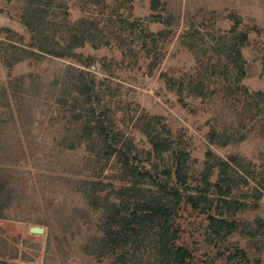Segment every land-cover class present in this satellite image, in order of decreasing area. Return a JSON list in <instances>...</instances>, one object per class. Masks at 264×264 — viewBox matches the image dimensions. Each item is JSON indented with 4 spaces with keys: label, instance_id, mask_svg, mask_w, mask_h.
Segmentation results:
<instances>
[{
    "label": "rangeland",
    "instance_id": "rangeland-1",
    "mask_svg": "<svg viewBox=\"0 0 264 264\" xmlns=\"http://www.w3.org/2000/svg\"><path fill=\"white\" fill-rule=\"evenodd\" d=\"M164 2L174 20L152 9ZM35 5L41 24L28 25ZM44 37L69 57L40 54ZM66 66L93 82V103ZM27 92H67L68 106L81 100L75 114L99 105L136 163L169 168L172 182L181 168L198 208L105 155L95 132L84 136L86 114L56 104L27 120ZM4 180L18 193L0 218V264H171V246L192 253L186 264H264V0H0ZM157 206L170 209L175 240L147 221L125 224Z\"/></svg>",
    "mask_w": 264,
    "mask_h": 264
},
{
    "label": "trees",
    "instance_id": "trees-1",
    "mask_svg": "<svg viewBox=\"0 0 264 264\" xmlns=\"http://www.w3.org/2000/svg\"><path fill=\"white\" fill-rule=\"evenodd\" d=\"M26 3L28 5L36 4V0H26ZM153 5V4H152ZM166 2L159 4L154 3V6H152V9L158 12L165 13L167 19L174 20V17L167 16L168 9L166 8ZM34 7L35 9L37 5L27 7L25 9L26 16L24 17V22L28 25L30 23H34L35 25H40L41 22H39V9H35L34 11L31 10V8ZM162 22H165L164 20H161ZM196 32V31H195ZM43 32H41L42 34ZM197 34V32H196ZM53 39L49 40L48 38L44 37L42 38V43L38 46V52L40 54L46 55L51 58H62V57H69L66 54H60L58 51H56V48H54ZM71 46H68L66 48L67 50H71ZM232 51L233 54H229V61H231L235 67L237 66L238 69H241L240 66H238V62L240 61V53L238 49H235V51ZM29 52L28 50L24 49V53ZM236 67V68H237ZM67 70H72L74 72L73 77V83L74 85L79 88L78 93L80 96V99L82 96L87 97V101L91 102V92L94 90L92 85L93 82L88 81L84 78V73L81 70L75 69L71 66H66ZM238 81V80H237ZM56 85H51L56 87ZM83 90L85 92H83ZM42 92H37L30 94L27 92L24 94V99H21L20 104H24V107L22 110L24 111V117L27 120H33L36 110L49 107L52 108L51 105H61L66 108V112H68L73 118L76 116L78 120H80V117L82 115L86 114V121L84 122L85 128L84 130V136L91 135L93 132L97 134L99 138H101V144L103 145V151L105 152V155H115L116 157H119L121 160V163L124 165V167L127 169V171L133 175V177L141 178L143 180L148 181L152 186L155 188L165 192L170 198H172L175 202V205H178L180 203H186L189 204L192 209H197L199 202L202 200L200 196H190L186 195L185 192L189 191L187 187H185L183 190L180 189L181 186L185 184L184 177L180 174L181 168H176L175 172V181L172 182L171 175L172 172L169 168L163 167L161 170H159L158 166L156 164H152L150 168H145L141 165V162L136 163L137 158L134 156H131V152L124 145V142H121V138L118 134H113L109 130V126L105 123V120L102 116V114H97V109H99V105L95 107H91L88 110H77L76 112L78 114H75L74 111L76 109V105L81 102V100H78L75 96L72 97L71 106H68L69 103L66 102L64 99V96L67 95V92L62 93L61 96H52L54 97L52 101H50V98H47L45 95H41ZM93 103V101L91 102ZM53 120H51L50 124ZM83 136V137H84ZM97 137V138H98ZM98 138V139H99ZM74 139L75 142H79L80 138L76 135L73 136L72 140ZM122 143V145H120ZM18 187L15 184H12V182H8L4 180V182L0 181V218L3 214V211L6 207H8L12 201L16 197ZM229 190H227L225 195H229ZM224 207H228L229 202L227 199L222 200ZM145 210L141 209V211H146L147 214H131V219L126 220L125 224L130 228L131 226H137L139 227L144 221H147L151 223L153 226L161 229L163 232L171 233L173 240L176 238L177 230L172 229L174 226V219L172 218V213L170 212L169 208H164L162 206L157 207H146ZM75 212L77 217L79 219H84L88 217V212L83 208H77L75 209ZM203 214L207 213L206 211L202 212ZM212 224H219V226H224V221H217L214 220L212 217L209 218ZM128 221V224H127ZM229 227V225H227ZM232 226V225H231ZM120 238V241L123 240L126 236H117ZM192 259V253L186 248V247H174L171 246L169 249H167L166 252V260L167 262H170L171 264H186V261H190ZM246 263L247 261L244 260ZM254 264H260L259 261H256Z\"/></svg>",
    "mask_w": 264,
    "mask_h": 264
},
{
    "label": "water",
    "instance_id": "water-1",
    "mask_svg": "<svg viewBox=\"0 0 264 264\" xmlns=\"http://www.w3.org/2000/svg\"><path fill=\"white\" fill-rule=\"evenodd\" d=\"M29 232L33 234H41L43 230L39 227L33 226L29 228Z\"/></svg>",
    "mask_w": 264,
    "mask_h": 264
}]
</instances>
